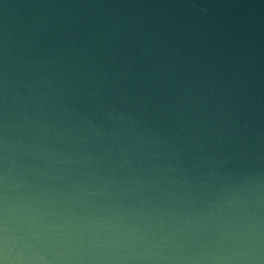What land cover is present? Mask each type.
I'll list each match as a JSON object with an SVG mask.
<instances>
[{
    "label": "water",
    "instance_id": "water-1",
    "mask_svg": "<svg viewBox=\"0 0 264 264\" xmlns=\"http://www.w3.org/2000/svg\"><path fill=\"white\" fill-rule=\"evenodd\" d=\"M0 264H264V0H0Z\"/></svg>",
    "mask_w": 264,
    "mask_h": 264
}]
</instances>
